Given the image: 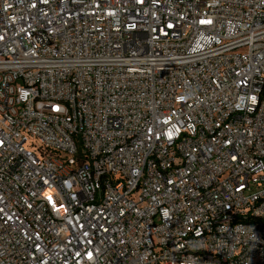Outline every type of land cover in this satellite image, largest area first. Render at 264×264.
<instances>
[{"label":"built area","instance_id":"2783aa9c","mask_svg":"<svg viewBox=\"0 0 264 264\" xmlns=\"http://www.w3.org/2000/svg\"><path fill=\"white\" fill-rule=\"evenodd\" d=\"M0 264H264V0H0Z\"/></svg>","mask_w":264,"mask_h":264}]
</instances>
